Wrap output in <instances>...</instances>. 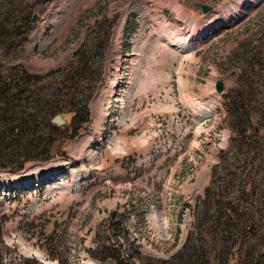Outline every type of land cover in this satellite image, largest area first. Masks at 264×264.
Here are the masks:
<instances>
[{
    "label": "rangeland",
    "instance_id": "obj_1",
    "mask_svg": "<svg viewBox=\"0 0 264 264\" xmlns=\"http://www.w3.org/2000/svg\"><path fill=\"white\" fill-rule=\"evenodd\" d=\"M23 72L73 138L17 169L39 127L6 135L22 95L0 92V264H161L236 196L264 221V0H0V82Z\"/></svg>",
    "mask_w": 264,
    "mask_h": 264
},
{
    "label": "trees",
    "instance_id": "obj_2",
    "mask_svg": "<svg viewBox=\"0 0 264 264\" xmlns=\"http://www.w3.org/2000/svg\"><path fill=\"white\" fill-rule=\"evenodd\" d=\"M99 26L101 25L97 24L93 29H98L100 33ZM107 30L112 36V26L107 27ZM95 36L96 41L99 43V34L95 33ZM35 79L36 77L29 75L27 72H23L18 77L8 75L3 82H0V92L6 88L7 91L14 90L22 95L23 112L15 114L13 118L8 119L6 125L8 130L5 132L6 135L12 134L23 138L31 133L29 130H36L39 127L38 133H40V138L37 137L38 143L35 146L37 148L34 151L36 153H34L35 157L22 158L17 169L24 168L25 166L38 161H48L53 157L64 155L67 145L73 138V134L68 135L65 133L67 127H57L51 123V119L57 115L61 109L55 108L51 104V101L54 98L44 94L33 101L36 91L39 92L41 90L40 83L35 82ZM63 84L64 80L60 79L59 85ZM234 104L238 106L237 103L234 102ZM30 107H33L32 110L39 109L43 111L44 123L39 122L33 112H28ZM10 108L7 112L12 111ZM64 115L70 117L71 124L76 121L77 113L72 109L65 111ZM77 131L75 134H77ZM61 133L64 134V137H59V139L54 142L47 141L46 139L47 136H58L57 134ZM65 134L69 137H66ZM17 136L16 138H18ZM43 136H46V138H44V141L42 142L41 140ZM39 149H42L40 154L37 153V150ZM221 158L223 157L221 156ZM10 167H12L10 164L3 166V168ZM224 170V164L220 163L214 171L212 185L215 186V188L218 183L223 182L222 177L219 176L222 175V171ZM251 184L252 183L242 184L239 188L242 189L241 194L246 196L250 193H254ZM212 189V187L207 189L205 195L208 196L210 192L213 194L214 192L211 191ZM227 198H230V195H227ZM229 200L230 199L227 201ZM233 200L236 203L230 201L226 204L228 205L229 211L233 213L234 218H214L211 223L204 222L203 224H199L195 231L186 236L179 254L170 260L162 261L161 264H251V261L254 259H264V246H262L264 244V221L262 223L252 222L253 215H250L246 208L241 207L239 197L236 196ZM221 219L224 220L221 221ZM262 220L263 219H261V221ZM255 231L258 233V236H260V234L262 236L260 241L256 244L252 243L254 239H251V235ZM248 241H251L254 245H246ZM112 248V250L107 252L105 258H111L118 262V250L115 249H118L119 246L115 247L114 244ZM255 249L263 251L256 252ZM107 250L108 249L106 248L103 252H106ZM256 264H258V262Z\"/></svg>",
    "mask_w": 264,
    "mask_h": 264
},
{
    "label": "water",
    "instance_id": "obj_3",
    "mask_svg": "<svg viewBox=\"0 0 264 264\" xmlns=\"http://www.w3.org/2000/svg\"><path fill=\"white\" fill-rule=\"evenodd\" d=\"M193 7L200 8L203 14H206L207 12L211 10L210 6H206V5L199 4V3H194ZM234 75L235 73H231L230 76H234ZM215 89L218 93H221L223 91L224 84L221 80L216 82ZM51 123L57 127H61L65 124V120L63 119V116L61 114H57L51 119ZM104 264H114V262L112 260H106Z\"/></svg>",
    "mask_w": 264,
    "mask_h": 264
},
{
    "label": "bare ground",
    "instance_id": "obj_4",
    "mask_svg": "<svg viewBox=\"0 0 264 264\" xmlns=\"http://www.w3.org/2000/svg\"><path fill=\"white\" fill-rule=\"evenodd\" d=\"M42 178H44V176H42V177L39 178L38 183L42 182V181L45 179V178H44V179L42 180ZM41 180H42V181H41ZM28 184H29V183H28Z\"/></svg>",
    "mask_w": 264,
    "mask_h": 264
}]
</instances>
